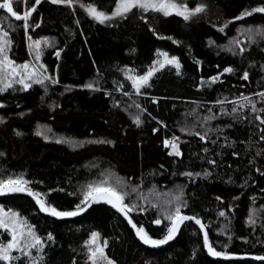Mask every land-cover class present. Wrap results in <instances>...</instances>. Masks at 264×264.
I'll use <instances>...</instances> for the list:
<instances>
[{"label":"trees","instance_id":"obj_1","mask_svg":"<svg viewBox=\"0 0 264 264\" xmlns=\"http://www.w3.org/2000/svg\"><path fill=\"white\" fill-rule=\"evenodd\" d=\"M73 1L107 13L119 2ZM178 2L203 10L186 20L133 9L101 23L79 7L41 0L27 30L6 18L16 62L30 60L28 37L48 40V79L0 92V180L23 177L46 205L85 210L55 217L28 191L0 194V206L41 239L35 251L0 264H92L93 232L107 264H264L256 259L264 256V13L237 19L264 0ZM160 51L178 58L179 73L163 67L137 92L126 69L146 72ZM174 138L180 155L165 146ZM102 182L136 207L125 216L104 200L81 204L88 185ZM178 207L206 227L185 220L161 245L139 238L133 223L163 239ZM205 231L229 258L209 253ZM10 239L0 228V246Z\"/></svg>","mask_w":264,"mask_h":264},{"label":"snow or ice","instance_id":"obj_2","mask_svg":"<svg viewBox=\"0 0 264 264\" xmlns=\"http://www.w3.org/2000/svg\"><path fill=\"white\" fill-rule=\"evenodd\" d=\"M54 4L59 3H66L71 4L73 0H51ZM14 3H20V0H0V9H6L9 14H11V17H14L16 20H23L24 21V27L27 30L29 27L28 25V19L32 15L33 12L36 11V5H39L41 3V0H35V4L26 12H24L22 15L18 14L17 11H14ZM139 6L141 8H144L147 10L148 8H154L159 11H163L164 15H170L171 13L168 11L169 8L176 10V14L183 16L184 19H189L190 14L199 13L203 10V6L196 7L192 13H188L187 6H183V10H180L181 6L175 3H161L159 7L157 5L148 3L147 0H119V3L117 4L116 10L112 13V16H118L122 15L124 13L129 12L133 7ZM88 12L97 20H99L101 23L105 22L106 20L110 19L111 17L107 16L102 11H97L94 6L89 5L87 8ZM254 12H261L264 13V6L256 7L252 9L251 11H245L241 14V17H237V19H241L243 16H250ZM38 26V25H37ZM0 32L3 34L0 35V41H3L0 43V54H3V60H0V65H6L8 67L12 68L13 74H16V68L13 66V62L10 61L6 55V45L10 43V41L6 40L5 38L8 36V32L4 31L3 28H0ZM37 46H39V41L35 42ZM164 57V61L160 63V67L163 68L165 64L172 65L175 64V67L177 69V72L179 73L180 64L177 61L175 57H172L171 59L168 58L167 53H162ZM57 56H59V52H57ZM23 68L27 69L28 65H23ZM156 71L155 68L150 69L146 75L137 77L134 81V86L139 90V88L142 85H148L150 77L154 74ZM231 68H225L224 72H231ZM31 73L28 74V77H22L18 83L24 84V80L27 78H30ZM248 74H244V78L247 79ZM218 79V77H213V80ZM37 83H43L42 80L36 81ZM55 83V81H53ZM11 83L5 84L3 88H0V92L5 91L7 88H11ZM25 88L30 87L29 84H24ZM87 87L91 88L92 85L89 84ZM139 117L136 118V123L140 124ZM174 138L172 141H165V146L171 145L173 151L176 155H180L178 151L177 144L175 142ZM187 175H191V173H187ZM28 181L23 179V177H16L13 179L12 177H9L7 180H0V194L5 192H23L28 191L30 195H34L37 197V203L40 205V208L44 212L50 213L52 216L55 217H67V216H75L78 215L80 212H83L85 210L84 207H81V205L76 206L75 211H59L56 207H53L51 205H46L44 200L40 198L39 193H34L31 191V189L27 188ZM92 202H99L100 200H104L107 203L112 204L114 207H116L119 211L124 213L125 216L128 215L129 212H131L136 206L132 205L131 207L128 204L124 203V195L117 192L115 188L112 187H103V182L101 185L93 186L88 185V191L84 194V199L81 201V204L87 205L89 201ZM7 213H3L0 211V228L8 229L9 224L2 218L3 216H6ZM16 214L13 213V216ZM221 216H224L225 213L221 212ZM168 219L172 220L171 227L168 228V234L160 240H154L151 237L148 236L147 232H145L143 227L137 228L136 224H132L133 228H136L137 235L139 238L145 243V244H151V245H161L164 243H167L169 240H171L176 232L179 230L180 225L185 220H195V223L200 225L201 229H204L206 226L196 217L194 216H184L180 214V208L178 207L176 209V215L175 217H168ZM129 223H132L131 219H129ZM155 223L159 224L161 223L160 220H156ZM13 224H15V220H13ZM28 234L32 236V238L35 240V244L32 245V247H35L36 244H40V238L35 236L32 229L28 228ZM23 236V233H17L16 228L12 229V240L9 241L7 245L0 246V260H9L11 259L9 252L11 249L17 248L20 244V238ZM99 237V233L93 232L92 233V239L91 243H95L97 238ZM49 239H52L51 235H49ZM204 242L205 246L208 248V251L213 256H223L225 258H229L230 254L227 252H218L216 251L212 245L209 243L208 240V233L205 231L204 233ZM89 243V242H86ZM226 247V246H225ZM91 251V249H90ZM100 252L103 253L102 248H97L96 251L92 252V257L96 256V253ZM258 260H264V256L256 257ZM95 264V261L93 262ZM109 264H112V262H109Z\"/></svg>","mask_w":264,"mask_h":264},{"label":"rangeland","instance_id":"obj_3","mask_svg":"<svg viewBox=\"0 0 264 264\" xmlns=\"http://www.w3.org/2000/svg\"><path fill=\"white\" fill-rule=\"evenodd\" d=\"M147 2L157 5V7H159V5L161 3H175V4H178V5L181 6L180 10H183V6H184V3L183 2H178V0H147ZM70 5L76 6V7H79L81 9H83L87 14H89L91 17H93L87 10L89 5H84V4H82L80 2H76V1H73ZM19 6L22 8V13L18 12V14H21V15L24 12L28 11L32 7V5H30V3H29V0H20V3H18V4L14 3V11H16L17 7H19ZM94 7L96 8L97 11H100L99 9H97L96 6H94ZM116 8H117V6L110 13L104 12L107 16L111 17L110 19L106 20L105 23L117 22L118 20L122 19L123 17H125L127 15L128 12L124 13L122 15L112 16V13L116 10ZM133 9H139L140 10L139 13L141 15H143L144 13H146L148 11H151V10L159 11V10H156L154 8H151V7L148 8L147 10H145L144 8H141L139 6L133 7L130 11H132ZM193 10L188 9V13H192ZM3 11L7 12V10L6 9H0V28H3V30L6 31V28L3 27V26H6V27L8 26V22L9 21L6 18H14V17H11V14H9L8 12H7L8 14L6 13V14L3 15ZM168 11L169 12H176V10L171 9V8H169ZM159 12H163V11H159ZM196 15H197V13L190 14L189 18H192V17H194ZM31 17H32V15L29 17L28 22L31 19ZM94 19L97 20L96 18H94ZM23 23H24V21H23ZM2 34L3 33L0 32V35H2ZM262 34H264V32H262ZM245 35H246V37L250 36L249 34H245ZM5 39L10 41L9 33H8V36ZM36 41L40 42L39 46L36 45V43H35ZM2 42L3 41H0V43H2ZM241 42L243 43L244 39H242ZM47 45H49L47 39L33 40L32 38L28 37L27 46H28V50H29V53H30V60L28 62L18 63L11 56V46H12V44H11V41H10V43L6 45V55H7L8 59L13 62V66L16 68V74H13L11 67H8L6 65H0V88H3L5 86V84H8V83H11L12 86L13 85L24 86V84L31 85L33 83H36V81H38V80H42L43 81L44 78L48 79V75L45 72V69L43 68V66L41 64V59L43 57V52H44V49H45V47ZM229 45H230V47L232 49H234L233 48L234 42H230ZM162 53H167V52L160 51L159 54H158V57L154 61L153 65L146 72H144L142 74L137 73L133 69H126V72H125L126 78L128 79V81L133 86V89H135L137 92H139L141 90V88L144 87L145 85H142L139 88V90H137V88L134 86V81L136 80L137 77L146 75L147 72L150 69L155 68L156 71L160 70L161 69L160 63L164 61V57H163V55H161ZM167 54H168V58L169 59H171L172 57H175L177 59V61L179 62V60H178V58L176 56H172L169 53H167ZM0 60H3V54H0ZM23 65H28V68L27 69L23 68L22 67ZM166 66H174L175 67V64H172V65L165 64L164 67H166ZM29 73H31V76H30V78H27V79L24 80V84H21V83L17 82L22 77H28ZM150 79H151V77H150ZM103 187L115 188L117 192H119V193L124 195V203L127 204L125 202V194L122 193L120 188H117L114 185H107V184L103 185ZM35 198L37 200L36 196H35ZM40 198L43 199L42 197H40ZM172 202H174V199L172 200ZM167 204L165 203V205H167ZM0 211H2L3 213H7V215L3 216L2 218L9 224V228L8 229L1 228V230H4V231L9 233V235L11 236L10 240H12V229L13 228H16L17 233H23V236L20 238L19 246L17 248H14V249L10 250V252H9L10 257H12V255L15 252H22V253L30 254L32 251H35V249L39 248L41 243L40 244H36L35 247H32V245L35 244V240L32 238V236H30L28 234V228L30 227L32 229V231L34 232L35 236H37V234H36L35 230L33 229V227L26 221V219L21 217L17 212L11 211V210H8V209H4L2 206H0ZM13 213H15L16 215L13 216ZM13 220H15V224H13ZM91 239H92V236H91V238L89 240V245L91 247V261H92V264H93L94 261H95V264H107L108 260H107V257L105 255V244L103 243V241L101 240L100 237L97 238L95 243H91L90 242ZM154 240H157V239H154ZM40 241H41V239H40ZM8 243L9 242H7L6 244H3L1 246L7 245ZM97 248H102L103 249V253L101 254L100 252H97L96 256L92 257V252L96 251ZM7 261L10 262V259L7 260Z\"/></svg>","mask_w":264,"mask_h":264}]
</instances>
